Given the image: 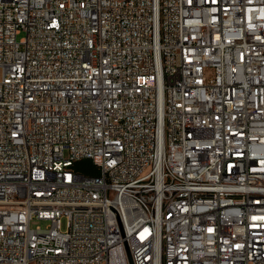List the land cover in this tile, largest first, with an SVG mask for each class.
Returning a JSON list of instances; mask_svg holds the SVG:
<instances>
[{
	"label": "built area",
	"instance_id": "obj_1",
	"mask_svg": "<svg viewBox=\"0 0 264 264\" xmlns=\"http://www.w3.org/2000/svg\"><path fill=\"white\" fill-rule=\"evenodd\" d=\"M0 69V264H264V0H0Z\"/></svg>",
	"mask_w": 264,
	"mask_h": 264
},
{
	"label": "rangeland",
	"instance_id": "obj_2",
	"mask_svg": "<svg viewBox=\"0 0 264 264\" xmlns=\"http://www.w3.org/2000/svg\"><path fill=\"white\" fill-rule=\"evenodd\" d=\"M24 35V33H20L18 35V38H21ZM2 77L1 69H0V79ZM91 161L89 159H84L81 164H89ZM48 224V221L46 220H40V219H33L31 222L32 227L42 226L45 227ZM63 226H65V221L63 222Z\"/></svg>",
	"mask_w": 264,
	"mask_h": 264
},
{
	"label": "trees",
	"instance_id": "obj_3",
	"mask_svg": "<svg viewBox=\"0 0 264 264\" xmlns=\"http://www.w3.org/2000/svg\"><path fill=\"white\" fill-rule=\"evenodd\" d=\"M82 163V161L81 162H79L78 163V167H80V169L81 170H83L84 172H94V173H97L98 171L97 170H95V169H93V167H91V165H89V164H81Z\"/></svg>",
	"mask_w": 264,
	"mask_h": 264
}]
</instances>
